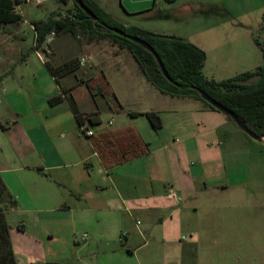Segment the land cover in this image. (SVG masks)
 <instances>
[{"label":"crops","instance_id":"1","mask_svg":"<svg viewBox=\"0 0 264 264\" xmlns=\"http://www.w3.org/2000/svg\"><path fill=\"white\" fill-rule=\"evenodd\" d=\"M94 1L125 26L168 36L172 35L150 26L174 21L166 12L182 8L177 4L180 0ZM20 4L16 11L21 14ZM223 5L211 4L209 11L218 13ZM30 27L37 39L32 23ZM62 39L55 43L61 45ZM110 49L96 53L99 65L111 60L117 75L131 80L127 85L135 90L134 106L150 107H127L111 82L115 108L100 89L88 92L93 104H85L83 85L97 75L105 76L104 71L87 79L92 73L82 71L83 64L57 76L47 68L52 86L45 92L46 114L17 111L11 127L4 129L11 147L0 146V180L5 188L0 211L6 214L16 263L205 264L204 252L221 243L211 234L224 228L226 194L233 187L249 185L242 152L248 147V134L200 100L161 93L130 50L120 44ZM61 62L51 64L57 67ZM115 80L117 86L122 82ZM63 90L77 101L87 118L84 125H79L66 97L55 106L49 104L50 98L64 96ZM103 111L122 115L123 120L120 127L101 132L132 126L150 145L149 153L107 170L93 143L101 132L90 128L102 125ZM151 111L162 117L159 130L146 116L131 114ZM91 116L100 125H91ZM169 186L180 202L168 196Z\"/></svg>","mask_w":264,"mask_h":264},{"label":"rangeland","instance_id":"2","mask_svg":"<svg viewBox=\"0 0 264 264\" xmlns=\"http://www.w3.org/2000/svg\"><path fill=\"white\" fill-rule=\"evenodd\" d=\"M220 2L224 4L222 11L215 14L209 11L211 4ZM36 3L35 0H22L19 10L23 20L0 24V146L11 147L4 129L11 127L17 111L31 113L39 110L46 114L48 102L45 92L52 86V80L44 60L52 63L62 61L56 65L58 67L67 62L79 64L85 58L82 71L92 73L87 79L104 71L103 76L114 85L127 107H150L146 103L145 106H134L131 94L135 90L127 85L131 80L123 81L125 77L117 75L116 65L111 60H102L103 66L99 65L96 53L110 52V48L118 44L111 38L100 37L95 32L84 33L78 28L75 33H52L49 39L48 35L46 44L44 42L43 47L38 49L30 23L47 21L54 12L67 14L74 10L75 3L73 0ZM177 4L182 7L181 10L166 12L175 17L174 21H161L150 27L160 33L186 39L201 48L207 56L203 73L208 80L221 82L245 72H254L264 65V0H180ZM115 15L125 20L121 13ZM62 37L61 45L55 43ZM98 65L99 68H95ZM116 78L122 80L119 86ZM3 86L7 90L5 94ZM83 90L87 92L85 104H93L89 99L88 92L91 90L87 83L83 85ZM101 115L102 125L90 127L98 133L106 128L120 127L123 120L122 115L111 111H103ZM247 138L248 147L242 152L249 185L233 187L226 194L224 228L211 234L221 243L204 252V257L208 259L205 264H264V139L256 140L249 135Z\"/></svg>","mask_w":264,"mask_h":264},{"label":"trees","instance_id":"3","mask_svg":"<svg viewBox=\"0 0 264 264\" xmlns=\"http://www.w3.org/2000/svg\"><path fill=\"white\" fill-rule=\"evenodd\" d=\"M164 1L174 3L178 0ZM83 2L97 16V21L88 18L87 14L76 4H74V10L67 14L54 12L47 21H34L32 25L37 32L38 49L43 47L49 34L75 33L78 28H81L84 33L95 32L100 37H109L120 44L122 48H127L133 53L148 81L161 93L172 97L194 98L203 101L210 109L218 111L206 102L195 89V87L200 88L237 114L239 119L257 136L264 138V65L254 72H245L221 82L210 81L203 73L207 59L206 53L195 44L177 36L162 35L138 27L125 26L102 9L94 0H83ZM20 3L22 0H0V24L19 23L23 20V16L16 11V5ZM110 27L121 29L129 35L139 37L149 43L161 57L166 70L175 83H171L165 78L152 53L117 35L110 30ZM46 66L53 76H57L77 68L80 66V62L79 64L67 62L62 66L55 67L48 60ZM88 87L91 91L100 89L111 107L115 108L118 104L115 93L103 75L89 81ZM68 93L69 91L63 90L64 96L50 98L49 104L55 106L64 101L66 97L73 107L79 125H84L87 118L80 112L75 98ZM131 114L146 116L155 130L163 127L162 117L157 112ZM226 117L233 121L229 116ZM89 123L100 125L101 121H96L91 116ZM93 143L107 170L145 156L150 151V145L132 126L101 132L98 136L93 137ZM0 196H5V188L1 184V180ZM0 264H17L10 238V227L4 211H0Z\"/></svg>","mask_w":264,"mask_h":264},{"label":"water","instance_id":"4","mask_svg":"<svg viewBox=\"0 0 264 264\" xmlns=\"http://www.w3.org/2000/svg\"><path fill=\"white\" fill-rule=\"evenodd\" d=\"M74 3L79 6L81 8V10H83L88 18H90L93 21H97V16L93 14V12L85 5V3L83 2V0H73ZM110 30L113 31L114 33H116L117 35L130 40L140 46H142L143 48H145L146 50H148L150 53H152L158 64L159 67L161 69V72L163 73V75L165 76V78L170 81L171 83H175L174 80L171 78V76L169 75L168 71L166 70V67L161 59V57L159 56V54L154 50V48L147 43L146 41H144L143 39L139 38V37H135L132 35L127 34L125 31L118 29V28H113L110 27ZM52 34H49L48 38L51 37ZM195 89L200 93V95L202 96V98L208 102L211 106H213L214 108H216L219 112L223 113L225 116H229L230 118H232V120L235 122V124L241 129L243 130L246 134H248L251 138L256 139V140H261L262 138L257 136V134H255L254 132H252L237 116V114H235L233 111L229 110L228 108H226L225 106H223L221 103L217 102L214 98H212L209 94H207L205 91H203L200 88L195 87Z\"/></svg>","mask_w":264,"mask_h":264},{"label":"built area","instance_id":"5","mask_svg":"<svg viewBox=\"0 0 264 264\" xmlns=\"http://www.w3.org/2000/svg\"><path fill=\"white\" fill-rule=\"evenodd\" d=\"M35 1H37V3H41V1H43V0H35ZM85 61H86V59L82 58V60H80V65H82ZM86 135L92 136L93 132L92 131H86ZM168 196L177 202L181 201V197L174 191L172 186L168 187ZM84 237H86V236H84Z\"/></svg>","mask_w":264,"mask_h":264}]
</instances>
